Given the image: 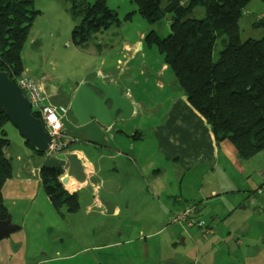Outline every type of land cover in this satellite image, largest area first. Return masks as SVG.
Returning a JSON list of instances; mask_svg holds the SVG:
<instances>
[{"label":"crops","instance_id":"crops-1","mask_svg":"<svg viewBox=\"0 0 264 264\" xmlns=\"http://www.w3.org/2000/svg\"><path fill=\"white\" fill-rule=\"evenodd\" d=\"M40 41L34 36L31 45L38 49ZM120 47L124 52L125 69L142 48V43L133 45L125 40ZM163 68H168L165 63ZM49 81L38 82L49 103L70 107L79 85L69 97L63 98L65 105L57 103L59 92L50 83L46 84ZM130 100L134 105L130 120L141 119L143 105L136 99ZM145 116L148 117L143 123L134 121L135 126L133 122L130 130L117 126L122 121L117 119L111 129H104L101 144L92 143L85 132L75 134L66 130L69 149L58 157L77 153L86 165L89 177L96 176L99 182L110 179L119 183L117 190L107 193L106 197L115 205L112 218H120L123 213H139L137 199L146 200L139 203L145 205L144 213L155 214L158 218V221L150 217L146 220L152 225L151 237L165 233L173 250L188 249L187 256L182 251L172 257L166 256L165 264H246L251 260L264 264V151L249 160L240 159L230 142L215 140L210 126L188 98H160L154 107L145 109ZM17 136L20 149L29 155L26 160L22 156L17 158L13 177L3 188L12 224L19 228L0 242V264H87L85 252L88 248L74 235L77 234L75 226L70 225L62 232L63 222L70 223L66 219L69 214L62 216L53 211L43 190L40 173L44 158L37 157L25 140ZM87 149L94 157L86 152ZM69 184L72 189L68 186L65 189L77 193L87 205V211L98 205L102 207L101 214L108 215L99 198L94 197L101 188L89 181L80 185L74 179ZM131 188H138L137 192H132ZM130 194L132 199L123 197L130 198ZM191 205L197 207L198 219L207 221L214 231L208 240H204L196 229L185 230L171 224L172 215ZM55 214L64 221L57 219ZM124 228L117 226L118 239L105 241L92 251L121 247L120 237L128 236ZM71 232L74 233L73 240L68 238V235L72 236ZM75 238L79 240L75 241ZM129 238L128 244L137 240ZM145 239L143 252L155 263L161 246L152 247L150 238Z\"/></svg>","mask_w":264,"mask_h":264},{"label":"trees","instance_id":"trees-1","mask_svg":"<svg viewBox=\"0 0 264 264\" xmlns=\"http://www.w3.org/2000/svg\"><path fill=\"white\" fill-rule=\"evenodd\" d=\"M66 1L71 4L74 23L79 21L70 41L79 49L85 50L93 37L98 38L111 26L121 28L123 24L106 0L94 4ZM251 1L131 0L137 10L124 19L131 21L135 13L150 24L169 19L170 33L161 37L150 31L144 38L146 46L155 47L162 55L191 106L210 126L215 140L230 142L243 160L264 151V37L243 42L239 26ZM197 7L205 9L204 18L192 17ZM41 14L35 0H0V68L15 83L26 74L23 52ZM220 37L226 46L214 62L213 51ZM97 48L102 53V45ZM33 115L41 118L38 112ZM7 123L6 115L0 114V222L10 216L3 188L13 177L12 160L7 157L11 146L5 131ZM32 150L37 157L44 156ZM40 174L43 190L57 213L63 216L80 211L78 194L69 193L61 183L64 170L44 169Z\"/></svg>","mask_w":264,"mask_h":264},{"label":"rangeland","instance_id":"rangeland-1","mask_svg":"<svg viewBox=\"0 0 264 264\" xmlns=\"http://www.w3.org/2000/svg\"><path fill=\"white\" fill-rule=\"evenodd\" d=\"M86 1L94 4L97 0ZM106 2L110 10L115 12V14L117 13L119 20L123 24L121 28L113 25L100 34L98 38L93 37L87 48L82 50L70 42L73 28L79 22L74 23L72 19L71 4L66 0H35V8L42 14L36 19L31 31V37H29L23 52L25 72L28 75L31 74L30 76L37 82H41L44 79L50 80L46 84L50 83L53 89L58 90L60 95L56 99L58 104L67 105L63 98L69 97L78 85L82 83L88 84V82L96 81L99 78L107 84L118 87L129 96V99H136L137 103L143 105L141 119L122 120L117 125L130 130L128 128L134 121L136 123L144 122L145 118L148 117L145 116V109L154 107L158 99L163 97L179 99L181 97L187 98V96L181 90L172 70L163 68V57L158 50L155 47L149 48L146 46L144 38L141 39L142 35L146 36L150 31H155L161 37H166L170 33L169 19L164 18L155 24H150L139 14L135 13L131 21H125L127 14L137 10L135 4L131 0H106ZM205 15V9L197 7L192 17L202 19ZM239 26L243 42L249 39H262L264 37V1L252 0L245 8ZM34 36L41 40L38 49L36 46L31 45V38ZM125 40L133 45L140 41L142 48L137 50L132 62L130 61L131 63H129L130 65H127L124 69V52L121 51L120 44L125 42ZM99 44L102 45V53L98 52L97 47ZM225 46L224 38H218L213 51L214 62L218 61L220 53ZM100 73L106 76L102 77ZM156 116L153 115V117ZM135 122L133 126H135ZM5 131L11 142L8 156L12 160L13 166L17 167V158L22 156L26 160L29 154L20 149L18 143L20 138L17 136L20 133L10 122L6 124ZM75 146L80 147L79 145ZM86 152L94 157V154H91L89 149ZM144 188H147L146 184H144ZM92 189L90 188V190ZM137 189L131 188L132 192H137ZM140 191L142 190L140 189ZM107 193L109 192L101 188V192L97 193V195L95 194L94 197L107 201ZM123 197L132 199L133 196L130 194V198L125 195ZM79 201L81 205L79 212L72 215L64 213L70 223L66 224V222H63L62 232H65L70 225L75 226L77 234L71 232L72 236L68 235V238L73 240L74 234L85 243L88 248L85 252L87 264H165L166 256L172 257L174 253L176 255L182 251L187 256L186 252L188 249L179 247L177 250H173L171 243L167 241L165 233L151 237L152 231L150 229L152 225L147 223L146 220L150 217L158 221V218L155 214L144 213L145 205L142 206L139 203L146 200L137 199L136 208H138L139 213H123L120 218H112L110 215L101 214L100 209L102 207L98 205L87 211L85 209L87 205L83 204L80 198ZM89 205L92 204L89 203ZM53 211H55L54 208ZM55 215L57 219L64 221L59 216L60 214ZM171 224L181 226L185 230L196 229L200 231L204 240H208L214 234L212 230L205 237L198 226L188 227L186 224H174L172 222ZM119 225H123L128 234V236L120 237L122 238L120 241L121 247L109 246L104 249L96 248L92 251V248L99 246L105 241L117 240L116 227ZM118 234H120V231ZM129 237L137 240L132 244H128ZM148 237L150 242H152V247L161 246L160 256L155 263L153 258H146L143 252L144 246L142 243L147 241L145 238ZM79 239L75 238V241ZM192 255L195 257V252ZM180 258H183V255ZM235 264L241 263L235 262ZM246 264L257 263L251 260Z\"/></svg>","mask_w":264,"mask_h":264},{"label":"water","instance_id":"water-1","mask_svg":"<svg viewBox=\"0 0 264 264\" xmlns=\"http://www.w3.org/2000/svg\"><path fill=\"white\" fill-rule=\"evenodd\" d=\"M73 118L65 117L63 123L72 133L85 132L92 143L104 141V129H111L117 119H130L134 113L131 100L121 89L102 81L101 78L90 84L82 83L77 88L70 104ZM0 114H5L9 122L18 130L21 137L38 153L45 154L51 145V138L41 119L33 115L32 104L20 86L11 80L7 71L0 68ZM65 170L61 183L67 187L74 179L78 184L91 182L96 188L115 192L119 183L107 179L99 182L98 177L87 174L86 165L77 153L67 158L46 156L41 170ZM108 215L113 214L114 204L99 198ZM19 227L12 224L11 215L0 222V242L8 239Z\"/></svg>","mask_w":264,"mask_h":264},{"label":"built area","instance_id":"built-area-1","mask_svg":"<svg viewBox=\"0 0 264 264\" xmlns=\"http://www.w3.org/2000/svg\"><path fill=\"white\" fill-rule=\"evenodd\" d=\"M17 84L26 93L32 104V110L41 115L44 127L52 142L46 155L52 156L62 153L67 147L65 134L66 128L63 119L67 116L69 108L66 106H55L49 103L45 90L33 78L23 75ZM174 224H186L188 227L198 226L206 237L212 231L208 222L198 219L197 208L194 205L171 216Z\"/></svg>","mask_w":264,"mask_h":264},{"label":"clouds","instance_id":"clouds-1","mask_svg":"<svg viewBox=\"0 0 264 264\" xmlns=\"http://www.w3.org/2000/svg\"><path fill=\"white\" fill-rule=\"evenodd\" d=\"M259 20H261V19H259ZM26 75V74H25ZM34 79V78H33ZM35 80V79H34ZM37 82V81H36ZM38 83V82H37ZM39 84V83H38ZM124 94V93H123ZM125 95V94H124ZM126 96V95H125ZM69 109H70V107H68ZM34 112V111H33ZM67 117V116H66ZM41 119V118H40ZM42 120V119H41ZM43 122V121H42ZM65 126V125H64ZM66 128V127H65ZM67 130V129H66ZM67 148V147H66ZM65 148V149H66ZM65 149L62 151V153L65 151ZM62 153H60V154H57V155H52L51 157H58L59 155H61ZM44 156H43V158L44 157H46V156H49V155H46V153L45 154H43ZM79 156V155H78ZM59 158V157H58ZM65 158H67V157H65ZM64 172H65V170H64ZM65 174H66V172H65ZM65 174L61 177V178H63L64 176H65ZM65 187V186H64Z\"/></svg>","mask_w":264,"mask_h":264},{"label":"flooded vegetation","instance_id":"flooded-vegetation-1","mask_svg":"<svg viewBox=\"0 0 264 264\" xmlns=\"http://www.w3.org/2000/svg\"><path fill=\"white\" fill-rule=\"evenodd\" d=\"M88 84H90V83H88ZM79 87V86H78ZM77 90V89H76ZM124 95V94H123ZM67 118H69V119H72L73 118V115H72V112H71V110L69 109V111H68V114H67Z\"/></svg>","mask_w":264,"mask_h":264},{"label":"bare ground","instance_id":"bare-ground-1","mask_svg":"<svg viewBox=\"0 0 264 264\" xmlns=\"http://www.w3.org/2000/svg\"><path fill=\"white\" fill-rule=\"evenodd\" d=\"M71 185H72V184H69V185H68L69 189H72V188H71Z\"/></svg>","mask_w":264,"mask_h":264}]
</instances>
